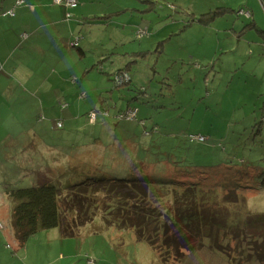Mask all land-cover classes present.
I'll use <instances>...</instances> for the list:
<instances>
[{
    "label": "rangeland",
    "instance_id": "374dc122",
    "mask_svg": "<svg viewBox=\"0 0 264 264\" xmlns=\"http://www.w3.org/2000/svg\"><path fill=\"white\" fill-rule=\"evenodd\" d=\"M148 2L155 4V11L147 12L149 7L154 8ZM110 3L112 4L108 11L109 14L121 13L119 14L120 21L116 20L119 22L118 26L121 30L130 31L129 25L138 24L140 26L136 28L140 30L132 31L136 32L138 37L145 35L141 29L146 30L147 33L157 32V29L159 32L162 30L161 37H165L170 31H178L175 32L177 36L166 37L171 45L165 46L161 56L165 59L171 55H182L186 61L190 62L189 66L182 62L175 68L169 66V70H166L168 63L157 62L155 66L157 68L155 70L159 72L164 68L161 74L167 73L171 77V83H174L172 79L175 81L173 89L162 85L163 89L159 91V95L167 96L166 100L163 102L160 100V103L164 104L168 111L159 110V101L154 98L149 101V104L141 106L135 104L139 113L134 116L133 121L136 118L147 119L144 128L147 134L151 132L154 120H159L160 126H165V131H162L160 136L157 135L151 139L143 138L147 143L153 142L150 144L151 146H148L149 153L145 157L144 164L148 165L149 161L154 159L162 162L166 158H172L173 161L179 162L177 166L184 169L185 167L182 166H189V164L217 167L220 164L230 166L236 161L238 166H244L255 174L253 190L238 191V188L235 190L234 187L230 192L227 187L221 194L217 191L212 194L202 190L203 188H213L212 184H204V181L200 180L201 185L196 187L200 190L196 192L194 190V194L189 191L182 192L185 188L191 187L187 185H183L181 188H179L181 185H173L164 189L166 190L164 192H151L152 204L163 210V213H160V217L163 216L161 219L163 222L166 220L169 225H173L164 227V224L158 222L157 229L149 230L152 239L156 242L155 245L162 244L165 251L168 249L165 256L166 261L163 259V262L160 258V254L165 252L163 249L162 251L154 250L146 241L140 240V237L131 229L120 231L114 227H106L100 210L95 215L94 221L81 227L75 237L64 239L54 237L51 242L44 241L43 248L41 241L33 238L32 244L28 245L26 249L21 247L16 252L4 243L3 246L8 250V255L7 257L0 255V264H163L164 261L167 264H229L231 256L240 259L248 255L254 260L252 264H257V258L255 253H252L253 249L249 242L264 243V238L252 233L257 228L262 231L264 222L248 225L243 231L236 230V232L245 233L244 236L240 234L241 240L238 236L239 244L234 238H231L228 231L231 226L236 225L235 222H241L247 216L264 214V43H261L264 39L258 35V30L264 29L262 8L257 0H111ZM218 4L220 7L217 6ZM99 5L100 7L105 6L102 0ZM246 6L251 7L254 16L252 20L257 24V27L262 29L251 26L244 27L243 23L249 22L247 18L250 15L245 14L247 18H242L240 15L244 12H239V9ZM82 10H85L83 5L81 6ZM104 12L105 10L100 13ZM218 13H222V16L213 18V15H218ZM157 14L161 15L157 18L160 21L159 26L154 22ZM147 15L149 16L147 17ZM192 19H195L194 23ZM201 19L203 21L200 22ZM130 20L133 23H127ZM126 24L128 26H124ZM181 31L186 33L181 34ZM180 34L184 36L185 44L175 43V39L179 38ZM142 39L144 40H138L135 35H132L131 43L125 41L124 46H118L119 55H116V58L122 59V55H125L126 52H139L138 46L146 42V38ZM204 39L208 41L205 45ZM103 44L106 43L103 42ZM180 47L185 48L183 53L180 52ZM211 47L216 49L211 61L199 57H194L191 60H189V56L187 58V52L191 51L189 49L195 48L196 53L199 54L204 49ZM148 59L150 60L148 61ZM145 62L155 63L152 57L139 58L138 60L140 64ZM200 64H203L202 70L198 68ZM139 66L137 64L136 68ZM136 68L133 69V72L137 79V75L141 73H136ZM171 70L172 72H170ZM80 75L83 78L82 82L69 84L67 98L64 101L72 108L77 101V95L84 93L85 98H81L82 109L80 112L92 111L88 118L94 122L93 110H98L99 104L104 102L101 100L102 102L98 104L97 96L103 89L109 91L113 85L112 78L109 77L110 80H108L107 76L101 75L93 65L91 67L87 65V68L84 69L81 64ZM7 76L10 79L13 78L10 73ZM19 83L17 84L19 85ZM30 90L32 89L21 87V92ZM148 93L150 94L149 91ZM174 96L182 98L181 105H176L173 102L175 101ZM30 101L26 98L15 99L9 103L6 100H1L0 111L2 113L0 115L3 118L0 121V129L5 131L6 138L14 139L18 134H28V128L40 130L39 127L42 125L49 133H40L39 136L49 143L51 139L57 140L52 143L65 148L64 156L66 158L77 154L80 156H75L78 159H73L71 162L67 161L68 167L65 168L62 167V162L66 161L59 157L56 158L55 155L48 156L47 163L44 162L43 166L48 165L50 173L56 177L55 184H58L62 192L68 191L70 186L80 182L83 175L116 177L120 176L119 174L131 172V169L133 171L137 169V164H133L132 161L141 160L138 157H142L145 149H142L138 143H146L145 140L139 138L137 141L136 139L128 140L126 136L122 137L119 133H116L118 136L115 135V137L109 132L101 133L102 129L88 124L85 114H82L76 125L72 122L66 123L67 120H65L62 130H51L50 124L53 119H66L65 114L61 113L57 104L41 106L40 103L37 105ZM114 101H106L111 112L113 109L110 102ZM128 102L127 99L121 101L123 109L126 108ZM48 107L55 110L54 115H44L43 110ZM39 120L41 125L40 122L38 123ZM127 124L129 123L123 122L117 128H123L124 131ZM57 127L56 123L55 128ZM189 135L191 138L205 136L207 141L200 143L205 138L198 140L196 137L199 142H189L186 139V136ZM64 137L67 139H63L64 141L60 143L59 138ZM82 139L85 140V144H89L87 147L81 148ZM94 139L100 141L98 146H93L95 149L91 147ZM110 141L112 143L117 141L119 146L111 145L112 150H106ZM157 141L165 143L160 147ZM128 142L134 143L133 146L127 147ZM120 145H125L127 151L135 153V157L133 155L132 158L128 157L126 151L123 154L124 147ZM102 147L106 151H102ZM151 147L161 149L159 151L150 150ZM81 149L84 153L83 158ZM92 150L93 152H91ZM89 159L91 161L81 168V163ZM41 164L42 162L38 161L39 167L42 166ZM57 164L59 167H56ZM154 168V171L163 172L166 167L161 168L155 164ZM94 169L95 171H92ZM19 185L24 184L19 183ZM27 186L29 185L14 188L20 189ZM222 193H224L223 197ZM98 199L101 200L97 202L99 207L103 208L100 206L102 204L100 196ZM226 199L229 202L227 204ZM229 199L233 201L232 204ZM192 215H197L196 220H199V217L206 220L211 219V224L217 223V225L210 227L212 232L208 235H206L207 229H205L207 227L204 226L209 224L206 223H200L202 228H191L186 224L177 225L179 217L188 220V218H194ZM222 216L223 218L227 217L228 220H221ZM219 221L228 222L227 230L223 226H218ZM220 228H224V230L221 231ZM258 230L257 232H259ZM141 233L147 237V232L143 230ZM46 234L47 232H44L42 235ZM176 238H181L184 241V246L178 247L174 242ZM241 261L244 262L242 259Z\"/></svg>",
    "mask_w": 264,
    "mask_h": 264
},
{
    "label": "trees",
    "instance_id": "16d2710c",
    "mask_svg": "<svg viewBox=\"0 0 264 264\" xmlns=\"http://www.w3.org/2000/svg\"><path fill=\"white\" fill-rule=\"evenodd\" d=\"M74 1L75 4L73 6L67 5L65 2L56 3L54 0H52V3L63 4L68 8L73 9L78 5V0ZM19 2L20 0H15L10 9L0 11V17H14L16 14V7L21 5L19 4ZM148 3L153 5V7L155 6V4L152 2ZM244 9L245 7H242V9H239V12H244L250 15V17L248 18L249 22L243 23L244 27L246 28L251 26L256 27V29H261L260 27H257V24L254 22V20L250 19L252 15L251 11L249 9ZM155 10V7L153 9L149 7L147 12ZM10 11L13 12V15H11ZM243 14L239 15L245 18V14ZM220 15L222 16V13H218V15L215 14L213 15V18ZM160 16V14H157L154 18V22L158 26L160 25V21H158L157 18ZM192 21L194 23L195 19H192ZM199 21L201 22L203 20L201 19ZM96 22L97 20L92 21V23ZM135 30L137 32V30L140 29L135 28ZM142 30L145 33L147 32L144 29H141V31ZM262 31L263 30H258V35L264 36V33ZM160 32L157 29V32H154L153 34H150V32H148V36L144 37L150 38L151 36L155 37L156 35L155 43H157L158 41L157 45L165 47L166 45H171L170 43H168L169 39H167L166 37L171 35L177 36L175 32L178 31H170V33H167L165 37H161L163 33ZM135 36L138 40L142 37H138L137 33ZM70 46L75 49L77 48V50H79V53L81 51V56L82 58H85V63L88 65V67H91L92 65L96 66V69L101 74L106 75L108 80H110L109 77L112 78L111 81L113 85L111 86L109 91H105V89H103V91L99 92V96L97 98L99 102H102L101 100H103L104 102L99 106L98 110H93L94 122H92V120L88 118L92 114V111L85 114V119L87 120L88 124H91L95 127L97 126L99 129H102L101 133L109 132L113 134L114 137L115 135H117L116 133H119L122 137L126 136L128 140L136 139L137 141V138H141L140 140H145V142L146 139H143L144 137L151 139L152 137H155L157 135L160 136V133H162V131H165V126H160V123L158 122L159 120H154L151 132L147 134L144 130V128L146 127L145 120L147 119L136 118L133 121L134 116L138 115V108L135 104H139L140 106L142 104H149V101L154 98L159 101V110L168 111L164 104L160 103V100H162L163 102L164 100H166L165 98L167 96L159 95V91L163 89L162 85H167V87L173 89L175 87V81L172 79L174 83H171V77L168 76L167 73L161 74V72L163 73L164 68L159 72L155 70L157 69L155 66L157 62H160L161 64L168 63L166 70H169V66L175 68L177 67L176 65L181 64L180 62L189 66L190 62L186 61L183 57H179L178 60L177 58L168 55V57L166 56L167 58L163 59L161 56L163 55V51H159L157 48L155 49V47L152 46V48L154 47L153 49L155 50L148 52L149 54L146 53L147 55L145 54L140 58L144 59L146 57H152V60L155 61L154 64H150L149 62L140 64L138 63V60L136 58L132 57L130 58V60L125 61L122 67L109 72L110 70L107 69V66L108 63H112V54L110 52L97 54L94 58L91 54H95L97 52V49L88 45L85 47L83 43H81L80 45L79 38H72ZM143 53L145 52H140L137 54ZM129 54L136 53L133 51ZM149 60L150 59H148V61ZM86 64L83 66L84 69L87 68ZM137 64L140 65L138 68H136ZM134 68H136V73H141L140 75H137V79L135 77V72H133ZM198 68L202 70L203 64H200ZM170 72H172V70ZM82 80L83 78H81V82ZM79 81L80 80L78 79L77 82ZM148 91L150 92V94L148 93ZM80 98H85L84 93H81ZM123 99H127L129 101L125 109H123L121 104V101ZM109 100H115L114 102H110L112 104L111 107L113 109V112H111L110 107L106 103V101ZM174 100L175 101L173 102L176 103V105H181L182 98L179 99V97L176 96ZM132 113L133 115H131ZM141 121L142 124H140ZM123 122L129 123L127 124L128 126L126 129H124V131L123 128H117V126L119 124H123ZM186 137L189 142H199L196 138H194L195 136L192 138L190 137V135ZM203 137L205 139L200 143H204L207 141V138L205 136ZM99 142L100 141L98 139H94L92 141L93 144H98ZM151 143L153 142L138 143L142 147V149L145 150L142 153V157H138L139 160L141 159V163H133L137 164V171H133L131 169V172L119 174L120 176L116 177H90L88 175H83L84 177L81 178V181L70 186L69 190L66 192H62L58 187V184H55V182H45L42 184L36 183L31 187L20 189L14 188L13 186L3 187V193L6 195L7 200L10 202L12 207L11 228L18 246L22 247L31 237L35 236L36 234L52 229H58L60 236L63 239L75 237L78 234L79 229L89 223H92L95 219V215L101 210L103 216L102 219L104 220V224L106 227H114L116 230L120 231L131 229L137 234V236L140 237V240L146 241L151 248L157 251H162L163 249L164 252L165 247L162 244L155 245L156 242H154V239H152L149 230H151V228L153 230L157 229L159 225L158 222L164 224V227H172L173 225H169L166 220L163 222V220L161 219L163 216L161 215L160 217V213H163V210L159 209L158 206L152 204L150 198L151 192H164L166 191L164 189L170 188L173 185H181L179 186V188H181L183 185H187L191 187L185 188L182 192L189 191L194 194V190L195 192L200 190L199 188H196L197 186L201 185L200 180H203L204 184H212L213 188L202 189L212 194L216 191L217 193L221 194V192H223L224 189H227V187L228 189H230V192H232V189L234 187L235 190L236 188H238V191L251 189L253 190V176H255V174H253V172H250L249 169L245 168L244 166H238L236 164V161H234V164L230 166L220 164L219 166L214 167L189 164V166H182L185 167L183 169L177 166L179 162L173 161L172 158H166L165 161H162L164 163L157 159H154L149 161L150 163L148 165H145V157L149 153L148 146ZM164 143L165 142H159L158 144L160 145V147H162ZM107 145L109 150H112V148L110 147L111 145L119 146L117 144V141L113 143L112 141H110ZM120 146L124 147L123 154L126 151L128 157H131L132 155L135 157V153H132L129 150L127 151L128 146ZM151 148L150 150L155 149ZM156 148L157 149H155V151H159L161 149L159 147ZM136 162H138V160ZM155 164H157L158 167L160 166L161 168H166L163 172L154 171L153 169H155ZM134 173L136 174L133 175ZM196 176L198 177L196 178ZM98 196H100V198L102 199V204H100V206H102L103 208L99 207V203H97L99 200ZM223 196L224 193H222V197ZM227 200L228 199H226V204L228 202ZM230 202L232 204L233 201L230 200ZM112 203H114V205H112ZM192 216H194L193 219L185 217L188 218V220L179 217L177 225L186 224L187 227L202 228L200 223L209 224H202L205 225L204 227H207L205 228L207 229L206 235L211 234L212 230H210V227L212 228L217 225V223L211 224V219L206 220L202 217H199V221L195 219L197 218V215ZM221 220H228V218H223L222 216ZM219 222L218 226H223L224 228L229 226L228 222ZM262 222H264V214L251 217L247 216L246 218L242 219L241 222H235L236 225L231 226L228 233L230 234L231 238H234V240L239 244V240H241L242 238L241 235H245V233H239L236 232V230L243 231L248 225H256L257 223ZM224 228H220L221 231L224 230ZM143 230L144 232H147V237H145L144 233H141ZM255 230L256 231L252 232L254 235H257L260 238H264V229H262V231L258 230V228ZM257 230L259 232H257ZM238 236L240 237L239 240ZM174 242L178 247L184 246V241L181 238L174 239ZM249 244L253 249L252 253H255V257L257 258V264H264V243L259 244L258 242H249ZM167 252L168 249L163 254H160L162 262L163 259H165ZM235 258L236 257L231 256L229 264H252V262L254 261L250 258L249 255L243 256L240 259ZM241 259L244 261L243 263ZM165 261L163 264H167V262L165 263Z\"/></svg>",
    "mask_w": 264,
    "mask_h": 264
},
{
    "label": "crops",
    "instance_id": "0c3cea01",
    "mask_svg": "<svg viewBox=\"0 0 264 264\" xmlns=\"http://www.w3.org/2000/svg\"><path fill=\"white\" fill-rule=\"evenodd\" d=\"M110 1L102 0L105 6L100 7L99 3L101 0H78L77 7L72 9L63 4H54L52 0H20L19 4L21 5L16 7L14 17H0V101L6 100L9 103L15 101V99L26 98L31 100L30 103L37 105L40 103L41 106L57 104L61 113L65 114L66 119H53L50 129L62 130L65 120H67L66 123L70 124L72 122L76 125L82 114L87 113L80 112L82 109L81 93L77 95V101L72 108L64 100L67 98L69 84L78 83V79L81 81V64L84 66L86 63L85 58L81 56V51L79 53L77 48L75 49L70 46L71 39L79 38L80 45L83 43L85 47L87 45L95 47L97 52L91 54L94 58L97 54L110 52L112 54V63H108L107 69L110 70L109 72L122 67L124 62L130 60L132 57L139 60L140 57L152 51L156 45V35L155 37L150 35L152 37H150V40L149 37H144L148 36L146 32L142 36V38H146V42L138 46L140 48L139 52L134 51L136 54L140 52L145 53L136 55L126 52L124 53L125 55H122V59L118 60L116 58V55H119L117 52L118 46H124L125 41L131 42L132 35H136L132 31L140 25H129L130 31L121 30L118 26L119 22H116V20L120 21L119 14L121 13L115 14L116 12H114L109 14L108 11L112 4ZM14 2L15 0H0V11L10 9ZM257 2L262 8L261 15L264 16V0H257ZM82 5L85 10L81 11ZM217 6H220V4ZM245 8L252 12L250 6H246ZM104 10V13H100ZM253 17L252 12L250 19H254ZM245 18L247 17L245 16ZM95 20L97 22L92 23ZM262 20H264V17ZM141 22L144 25L143 21ZM127 23H133V21L130 20ZM124 26H128V24ZM262 32L264 33V29ZM180 33L186 32L181 31ZM181 34L179 38L175 39V43L181 42V44H185L183 41L184 36ZM261 37L264 39V36ZM142 38L139 40H144ZM103 42L106 44L104 45ZM207 42L204 39V45ZM261 43H264V41ZM152 46L154 47L152 48ZM156 48L159 51H164L165 47L156 45ZM195 48L189 49L191 51L187 52V58L188 56L190 57L189 60L199 57L211 61L216 51L214 47H211L197 54ZM184 49L179 48L181 53H183ZM171 56L174 58L183 57L182 55ZM8 73L12 74L14 79H10L7 76ZM18 82H20L19 85L17 84ZM21 87L32 89L29 92L33 94L21 92ZM97 103H101L98 98ZM63 105H66V107H63ZM69 108L70 110L68 111ZM43 111L45 112V116H52L55 110L48 107V109H44ZM2 118L3 116L0 115V121ZM56 123L61 124L60 128H55ZM39 128L40 130L28 128V134H18L14 139L6 138L5 131L0 129V255H4V257L8 255V250L3 246L4 243L10 249L13 248L12 251L14 252L18 251L21 247L18 246L11 228L12 207L3 193V187H20L24 185L31 187L36 183L56 182V177L52 176L49 171L50 169L47 167L48 165L43 166L44 162L48 160V156L55 155L56 158L59 157L66 161L62 162V167L64 168L68 167L67 161L71 162L73 159L80 157L77 154L72 157L67 156L66 158L64 156L65 148L59 144L52 143L53 141H57L55 139H51L50 143L44 140L38 134H47L49 132L42 125ZM59 139L60 143H62L63 139L67 138ZM81 144H83L81 148L89 145L85 144L84 140L81 141ZM133 144L128 142L127 146H133ZM93 146H98V144L91 143V147ZM93 149L95 148L93 147ZM106 150H109V148L107 147ZM106 150L102 147V151ZM83 154L81 149L82 158L84 157ZM75 156L78 157L75 158ZM82 158L81 160H83ZM38 161L42 162V166H38ZM90 161V159L84 160L85 164L81 163V168ZM136 161L132 162L141 163L140 161ZM56 167H59V165L57 164ZM92 171H95V169ZM19 183L24 185H19ZM52 230L57 231H42L31 237L22 247L26 249L36 239L41 241V247L43 248L44 241L47 243L53 241L54 237H61L58 229ZM44 232H47V234L42 235Z\"/></svg>",
    "mask_w": 264,
    "mask_h": 264
},
{
    "label": "built area",
    "instance_id": "2783aa9c",
    "mask_svg": "<svg viewBox=\"0 0 264 264\" xmlns=\"http://www.w3.org/2000/svg\"><path fill=\"white\" fill-rule=\"evenodd\" d=\"M54 1L56 3L65 2L69 6H73L75 4V1L74 0H54ZM10 13H11V15H13V12L12 11H10ZM244 14H247V13H244ZM57 126H58V128H60L61 124L58 123ZM196 137H198V140L199 139H202L203 140V137L202 136H195L194 138H196Z\"/></svg>",
    "mask_w": 264,
    "mask_h": 264
}]
</instances>
